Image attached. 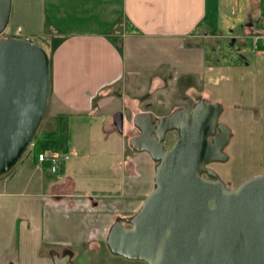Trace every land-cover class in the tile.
Returning <instances> with one entry per match:
<instances>
[{"label": "crops", "instance_id": "obj_1", "mask_svg": "<svg viewBox=\"0 0 264 264\" xmlns=\"http://www.w3.org/2000/svg\"><path fill=\"white\" fill-rule=\"evenodd\" d=\"M222 1L11 0L13 37L46 49L49 119L85 116L92 120L88 132L101 136L77 145L78 153L87 149L92 156L85 174L81 160L67 163L68 157L51 172L31 156L23 182H15L14 173L0 178V264H53L49 252L65 249L76 258L82 253L94 258L115 219L139 209L153 188L155 164L129 147L134 115H163L152 110L161 104L154 91L167 84L178 83L185 95L210 98L212 24L222 12L243 17L244 33L264 51L255 43L264 25V0ZM120 83L135 90L116 96L113 89ZM117 112L123 114L121 134L112 123ZM48 133L53 132L42 135ZM83 181L88 186L81 188Z\"/></svg>", "mask_w": 264, "mask_h": 264}, {"label": "water", "instance_id": "obj_2", "mask_svg": "<svg viewBox=\"0 0 264 264\" xmlns=\"http://www.w3.org/2000/svg\"><path fill=\"white\" fill-rule=\"evenodd\" d=\"M10 13L11 0H0V177L30 146L51 92L43 48L1 38ZM221 112L220 104L200 99L163 117L134 115L138 134L129 147L154 162L153 188L132 216L111 225L105 239L111 255L145 264H264V174L227 188L207 168L228 160L231 131L219 123ZM112 123L121 134L123 114H113ZM169 132L175 141L165 148Z\"/></svg>", "mask_w": 264, "mask_h": 264}, {"label": "rangeland", "instance_id": "obj_3", "mask_svg": "<svg viewBox=\"0 0 264 264\" xmlns=\"http://www.w3.org/2000/svg\"><path fill=\"white\" fill-rule=\"evenodd\" d=\"M225 1H222V3ZM228 12H222L224 17L217 24H212L214 29L212 32L215 38L212 40L213 50L210 49L209 53L214 65L210 72L213 81L211 83L207 82L206 88L211 95L207 91L210 98L206 99L212 103L220 102L223 105L224 112L219 122L226 124L233 136L224 149L228 160L224 163L212 165V167L215 168L225 184L231 183L232 188H236L246 179L264 174V51L255 48L254 36L251 33H244L245 31L241 26L244 23L242 21L243 17L239 19L238 16H231L230 11ZM227 21H229V24L225 27L224 23ZM10 26L9 23L1 38L13 37ZM236 36H239L238 39L235 38ZM233 39H236V42H232ZM34 43L42 47L40 42L34 41ZM43 50L46 53V49L43 48ZM177 85L178 83L165 85L166 91H162L164 88L155 90L154 93L156 94L154 96L161 97V104L155 108L152 107V110L169 114L174 107L185 104L182 101L184 97L194 96L192 92L185 95L183 87H177ZM132 86L129 83H126L125 86L120 83L113 89L114 94L117 96L118 93L123 91L129 94L132 90H135L131 89ZM201 88L203 89V87ZM201 88L198 90L202 93ZM145 99L146 96H144L143 101ZM147 107L142 106L143 109ZM111 116V114L105 115L104 118L107 120ZM129 116L130 113L127 111V117ZM89 122H92V120L85 116L71 118L59 116L50 120L48 112H45L35 137L40 139L43 151H48L49 154L57 151L61 156H64L63 151H68L70 145L67 163L81 160L82 171L80 173L85 174V172H88L86 171L88 167L86 162H89L92 156L87 149L78 153L77 145L88 137L90 140H95L101 136L97 134V131L92 134L88 132L87 124ZM44 130L53 132L54 138H44L42 136ZM135 133L136 131L132 133V136L136 135ZM170 137L169 135L166 140L167 145L173 139ZM32 147L31 145L25 150L17 163L3 177L14 173L13 179L16 180L15 182L20 183L27 179L30 173L29 158L32 156ZM93 157H96V155H93ZM103 167L104 164L95 168L102 169ZM82 184L84 185L81 188L88 186L85 181ZM103 244L102 242L101 245ZM84 254L82 253L75 260L76 264H145L113 256L107 252L106 246H102L101 252L94 258L91 253H88V256ZM100 259H103V261Z\"/></svg>", "mask_w": 264, "mask_h": 264}, {"label": "flooded vegetation", "instance_id": "obj_4", "mask_svg": "<svg viewBox=\"0 0 264 264\" xmlns=\"http://www.w3.org/2000/svg\"><path fill=\"white\" fill-rule=\"evenodd\" d=\"M200 99H205V98H203V97H201V96H199V95H195V96H186V97H184V98L182 99V101L185 102V104L182 105V106L174 107V108L169 112V114L172 113L175 109H180V108H185V107H186V108H191V107H193L196 103H198ZM206 100H208V99H206ZM208 101H209V100H208ZM218 104L221 105L220 102H218ZM221 106H222V112H221V114H220V117H221L222 113L224 112L223 105H221ZM169 114L158 115L157 117H163V116H167V115H169ZM220 117H219V119H220ZM219 123H221V122H219ZM225 125H226V124H225ZM226 126H227V125H226ZM227 127H228V126H227ZM228 128H229V127H228ZM229 130H230V129H229ZM134 131H136L135 134L137 135V134H138V131L136 130V128L134 129ZM134 131H133V132H134ZM215 134H218V131H216ZM169 135L171 136L170 138H173V139H172L171 143H170L169 145H167V144H166V140L168 139V136H169ZM134 136H135V135H134ZM232 138H233V136H232V133H231V137L229 138V140L231 141ZM209 139H211V138L209 137ZM174 141H175V132H169V133L166 134V138H165V141L163 142V145H164L165 148H169V147L173 144ZM215 164H217V163L210 164V165L207 166V168H210V169H212L213 171H215V172L217 173V171L215 170V168L212 167V165H215ZM217 174H218V173H217ZM218 175H219V174H218ZM203 177L205 178L206 175H203ZM219 177L221 178L220 175H219ZM221 179H222V178H221ZM222 180H223V179H222ZM228 184L231 185V183H226V184H225V186H226L227 188H232V187H233L232 185L229 186ZM117 219L124 220L125 217H124V218H121V217L119 218V217H118ZM124 225H125L126 227H128L127 224L124 223ZM103 243H104L103 245H100L101 248H102V246H105V242H103ZM107 252H108V251H107ZM108 253H109V252H108ZM109 254H110V253H109ZM49 257H50L51 260H52V258L59 259V260L67 258V259H69L70 261H72L74 264H76V263H75V260L77 259L76 257L73 256V253H72L70 250H68V249L63 250V251H61L60 253H59V252H53V251H51V252H49ZM100 260L103 261V259H100Z\"/></svg>", "mask_w": 264, "mask_h": 264}, {"label": "built area", "instance_id": "obj_5", "mask_svg": "<svg viewBox=\"0 0 264 264\" xmlns=\"http://www.w3.org/2000/svg\"><path fill=\"white\" fill-rule=\"evenodd\" d=\"M255 43L264 49V25L261 26L255 36ZM68 159V155L61 156L58 153H39L37 156V161L39 163L46 162L49 166L51 172H56L61 161Z\"/></svg>", "mask_w": 264, "mask_h": 264}, {"label": "trees", "instance_id": "obj_6", "mask_svg": "<svg viewBox=\"0 0 264 264\" xmlns=\"http://www.w3.org/2000/svg\"><path fill=\"white\" fill-rule=\"evenodd\" d=\"M44 138H52L54 137L55 135L53 133H48V134H44L42 135ZM33 147H32V157L37 160V156L39 153H41L43 151V149L41 148V145H40V139L35 137H33ZM7 174V173H6ZM4 176V175H3ZM1 176V177H3ZM0 177V178H1Z\"/></svg>", "mask_w": 264, "mask_h": 264}]
</instances>
